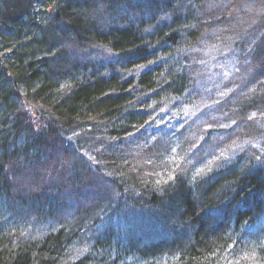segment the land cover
Wrapping results in <instances>:
<instances>
[{
	"label": "trees",
	"instance_id": "16d2710c",
	"mask_svg": "<svg viewBox=\"0 0 264 264\" xmlns=\"http://www.w3.org/2000/svg\"><path fill=\"white\" fill-rule=\"evenodd\" d=\"M206 2L0 0V264H264V25L250 93L195 130L245 122L256 148L189 165L187 127L126 144L197 106Z\"/></svg>",
	"mask_w": 264,
	"mask_h": 264
},
{
	"label": "rangeland",
	"instance_id": "374dc122",
	"mask_svg": "<svg viewBox=\"0 0 264 264\" xmlns=\"http://www.w3.org/2000/svg\"><path fill=\"white\" fill-rule=\"evenodd\" d=\"M200 9L203 25H208L209 31L203 30L201 38L193 47H190L188 53L192 60L194 57L197 58L198 63H201L200 80L197 79V85L192 90L194 93L192 96L199 98L197 106L188 110L186 105H178L175 103L176 100L170 101L171 97H168L165 102L170 101V104L163 115L159 116L161 121L159 123L156 121L154 125L149 124L145 130V136L130 138L126 144L130 147L133 144L146 145L149 141L159 138L163 144V139L166 140L165 135H169L170 130L187 127L181 131L182 134L184 132L183 138L194 141L196 146L192 151L194 159L190 158L188 164L193 165L201 156H205V163L220 165L225 164L232 157L230 153L238 150L248 151L250 147L256 148L254 142L257 139L250 137L244 130L247 123L238 125L237 122L231 121L221 133H214L210 142L204 141L203 138V141H199L197 145L195 130L202 127L206 120L215 122L224 120L228 115L224 112V105L228 101L234 102L240 96L250 93H246L244 85L251 79L247 74L253 73L252 71L245 72L248 68L247 64L251 62L253 64L257 56L256 53H253L258 46V41L253 36L255 35L253 30L256 24H258L259 30H262L260 26L264 25V0H253L251 5H241L240 7L236 0H208L201 5ZM243 36L246 37L243 38ZM90 53L92 52L90 51ZM93 53L99 55L100 60H106L107 63L114 56L110 51L101 48H95ZM190 69L192 72H196L193 65ZM184 108L186 110L177 111ZM249 120L253 121L256 128L264 127V116H252ZM234 134L235 137L229 141V137ZM239 140L242 143L236 145ZM220 142L225 145L226 151H223L225 157H217V159L214 154L217 153V156L222 154L218 145ZM208 170L206 171L208 172Z\"/></svg>",
	"mask_w": 264,
	"mask_h": 264
}]
</instances>
